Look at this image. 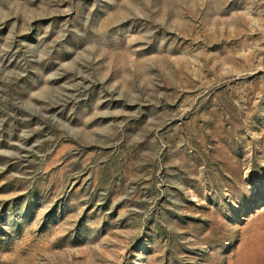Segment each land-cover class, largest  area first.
Instances as JSON below:
<instances>
[{
  "label": "rangeland",
  "instance_id": "1",
  "mask_svg": "<svg viewBox=\"0 0 264 264\" xmlns=\"http://www.w3.org/2000/svg\"><path fill=\"white\" fill-rule=\"evenodd\" d=\"M0 264H264V0H0Z\"/></svg>",
  "mask_w": 264,
  "mask_h": 264
}]
</instances>
